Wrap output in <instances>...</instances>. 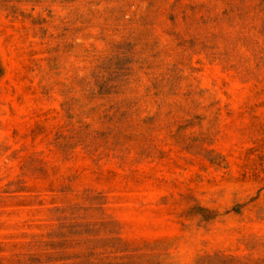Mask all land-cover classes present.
I'll use <instances>...</instances> for the list:
<instances>
[{"label":"rangeland","instance_id":"1","mask_svg":"<svg viewBox=\"0 0 264 264\" xmlns=\"http://www.w3.org/2000/svg\"><path fill=\"white\" fill-rule=\"evenodd\" d=\"M0 264H264V0H0Z\"/></svg>","mask_w":264,"mask_h":264}]
</instances>
